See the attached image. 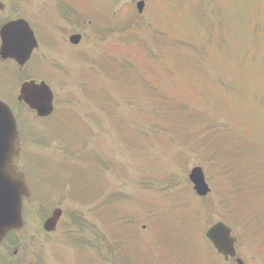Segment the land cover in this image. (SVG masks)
Wrapping results in <instances>:
<instances>
[{"label": "rangeland", "instance_id": "1", "mask_svg": "<svg viewBox=\"0 0 264 264\" xmlns=\"http://www.w3.org/2000/svg\"><path fill=\"white\" fill-rule=\"evenodd\" d=\"M91 1L93 5L75 6L84 21L74 18L73 24L60 19L56 0H22L19 9L12 3L17 0L3 2L11 15L24 16L32 24L38 11L41 28L52 38L49 46L40 44L34 59L22 69L11 61L0 63V98L19 119L32 116L16 102L25 78L48 81L58 95L51 117L44 123H28L31 130L46 131L47 141L33 142L30 133L22 140L34 157L45 160L39 161L42 170L37 173L54 178L53 164H60L59 171L65 166L60 178L72 181L74 187L86 185L75 182L77 177L80 182H85L82 177L92 179L88 186L94 193V184L100 180L101 196L96 203L83 205L62 196L70 188L61 195L54 191L49 203L63 209L61 223H68L70 213L78 212L86 227L60 225L53 235L42 230L52 209L45 214V207L32 202L25 207V213L29 208L31 212L22 229L14 233L18 245H10L16 240L9 236L0 245V258L18 259L17 264H57L60 262L54 260L61 258L75 264L85 259H114L112 264H121L125 252L128 264H178L177 250L186 231L185 240L194 243L190 253H197L193 233L223 220L232 226L246 264H264V149L251 150L255 139L264 138V0H241L242 20L254 22V26L242 22L234 8L230 18L232 6L216 10L214 0H195L211 7L198 14L213 27L221 16L223 27L212 31L198 23H180V27L182 12L183 17L193 12V5L185 1L187 11L178 6L179 1L155 0L148 9L146 1L147 14L141 17L129 6L137 0H118L110 10L100 8L108 7L106 0ZM94 11L102 17L92 21ZM74 31L82 32L76 46L68 42ZM37 36L40 41V34ZM203 40H209L211 51L201 46ZM183 43L191 51H183ZM216 54L219 59L214 58ZM125 58L135 65H125ZM100 65L112 66L118 74ZM237 75V88L247 90L243 100L240 90L229 88ZM239 111H245L249 120ZM230 115L246 130H237L242 137L231 134ZM194 166L202 167L209 185L205 197L194 194L187 178ZM30 187L40 192L46 185L34 179ZM127 218H133L136 235L145 236L149 253L141 251L144 239L138 236L125 242L124 236L131 234V230L121 229ZM97 229L104 239L115 229L124 251L114 246L118 252L114 255L108 242L99 240ZM14 248L16 255L12 254ZM200 264L233 262L213 254L208 261L203 255Z\"/></svg>", "mask_w": 264, "mask_h": 264}, {"label": "water", "instance_id": "2", "mask_svg": "<svg viewBox=\"0 0 264 264\" xmlns=\"http://www.w3.org/2000/svg\"><path fill=\"white\" fill-rule=\"evenodd\" d=\"M139 8L141 4H138ZM2 44L0 54L3 58H13L19 64H23L29 57L36 41L27 23L22 20L7 23L1 29ZM78 38V37H77ZM76 38V39H77ZM73 39V41H76ZM20 100L36 110L40 116L48 115L51 110L52 95L49 88L42 82L24 83L20 90ZM16 125L8 107L0 102V239L11 228L21 224V196L26 195V187L23 175L17 173L12 166V157L15 151ZM190 179L194 183V189L199 194L207 192L203 172L201 168H194L190 173ZM53 218L45 223V227L53 224ZM226 236L228 230L217 224L213 227L212 233ZM216 243V242H215ZM219 247V244L216 243ZM224 250L232 253L231 245L228 242Z\"/></svg>", "mask_w": 264, "mask_h": 264}, {"label": "trees", "instance_id": "3", "mask_svg": "<svg viewBox=\"0 0 264 264\" xmlns=\"http://www.w3.org/2000/svg\"><path fill=\"white\" fill-rule=\"evenodd\" d=\"M236 1V4L235 6H243L244 3L241 2V0H235ZM208 49L211 51V47L209 46ZM239 85V75H237V80L236 82L231 86L229 87L231 90L235 91V90H240L239 93L242 95V98L245 99L246 98V95H247V90L244 91L245 89H240V88H237V86ZM262 110H264V106L261 107ZM242 113V116H243V119L245 120H249V116L248 114L245 113V111H241ZM255 111L251 112V114H254ZM236 123V120H235V117L234 115H230L229 118H228V126L230 127L231 131L234 132V133H231L232 135H236L238 136V133L237 132V126L234 124ZM235 126L237 128H235ZM262 134H264V125L262 124ZM263 148L264 149V144L263 142L262 143H259V142H255L254 143V147L251 148V150H255V148Z\"/></svg>", "mask_w": 264, "mask_h": 264}, {"label": "flooded vegetation", "instance_id": "4", "mask_svg": "<svg viewBox=\"0 0 264 264\" xmlns=\"http://www.w3.org/2000/svg\"><path fill=\"white\" fill-rule=\"evenodd\" d=\"M111 262H114V260H112Z\"/></svg>", "mask_w": 264, "mask_h": 264}]
</instances>
